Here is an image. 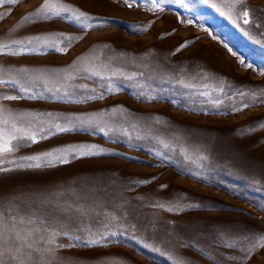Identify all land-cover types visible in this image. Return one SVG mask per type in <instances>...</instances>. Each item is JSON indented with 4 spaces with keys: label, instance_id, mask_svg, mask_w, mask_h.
<instances>
[{
    "label": "rangeland",
    "instance_id": "1",
    "mask_svg": "<svg viewBox=\"0 0 264 264\" xmlns=\"http://www.w3.org/2000/svg\"><path fill=\"white\" fill-rule=\"evenodd\" d=\"M44 3L0 0V264H264V0Z\"/></svg>",
    "mask_w": 264,
    "mask_h": 264
},
{
    "label": "snow or ice",
    "instance_id": "2",
    "mask_svg": "<svg viewBox=\"0 0 264 264\" xmlns=\"http://www.w3.org/2000/svg\"><path fill=\"white\" fill-rule=\"evenodd\" d=\"M9 2L11 3H15L16 0H9ZM146 2L150 3L153 7H156L158 6V4L160 2H162V0H146ZM205 2H207V0H205ZM47 5V0H45V3L42 4L40 6V9L37 10V13L36 15L39 16L40 14V11L43 10ZM131 7V4L129 5ZM60 11H67V9H64L63 7H61V10ZM60 11H55L53 12L52 14L53 15H60ZM47 12H45V15L47 16ZM244 16L247 17V12L244 13ZM28 17H25V19H27ZM74 19H76L77 21H79V17H74ZM245 23H248V20L245 19L244 21ZM57 51H62L61 49H56ZM17 97H11V96H5L3 97V99H16ZM34 98V97H32ZM51 115V114H49ZM81 123H84L83 121ZM70 129L68 128H64V127H61L59 125H56V131L57 132H64V131H68ZM5 137H8L7 139H5ZM13 138L10 136L9 133L7 132H4L3 130H0V153H5V152H10L12 150V147L10 145V139ZM30 139L33 140V142H35V136H31L29 137ZM94 154V153H93Z\"/></svg>",
    "mask_w": 264,
    "mask_h": 264
}]
</instances>
